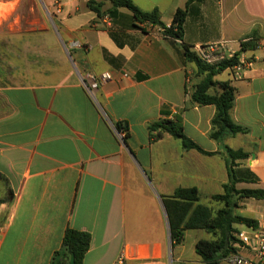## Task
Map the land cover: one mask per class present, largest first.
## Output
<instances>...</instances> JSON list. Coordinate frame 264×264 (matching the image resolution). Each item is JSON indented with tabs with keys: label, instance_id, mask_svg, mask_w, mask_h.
I'll list each match as a JSON object with an SVG mask.
<instances>
[{
	"label": "crops",
	"instance_id": "crops-1",
	"mask_svg": "<svg viewBox=\"0 0 264 264\" xmlns=\"http://www.w3.org/2000/svg\"><path fill=\"white\" fill-rule=\"evenodd\" d=\"M25 1L0 0V197L13 192L0 206V264H55L68 228L91 235L82 264H111L121 252L128 264H201L195 244L209 238L202 229L187 230L170 256L162 196L196 187L206 204L222 193L225 145L248 153L239 167L257 178L238 187H264V0H132L144 11L157 8L167 26L177 9L186 11L181 39L141 29L129 9L111 8L109 0H95L103 1L101 14L91 0H45L59 57L36 73L18 59L16 14ZM253 38L256 48L241 53L256 58L250 78L234 80L228 70L215 76L234 88L231 117L245 129L218 141L211 136L215 105L197 104L186 85L195 65L183 47L228 40L238 52ZM78 72H110L112 79L94 101ZM8 73L23 80L6 82ZM176 116L185 134L213 154L185 149L169 133L150 137V123ZM118 122L127 124L124 141ZM255 202L264 211V200ZM254 219L263 225L264 213ZM220 264L233 263L228 257Z\"/></svg>",
	"mask_w": 264,
	"mask_h": 264
},
{
	"label": "trees",
	"instance_id": "trees-1",
	"mask_svg": "<svg viewBox=\"0 0 264 264\" xmlns=\"http://www.w3.org/2000/svg\"><path fill=\"white\" fill-rule=\"evenodd\" d=\"M109 1L111 8L125 7L129 9L133 13L136 26L141 29H145L141 23L148 21L152 25L164 27L165 34L168 36L182 38L186 11L177 9L172 24L167 27L161 21L157 8L144 11L132 0ZM102 4L103 1L91 0L88 2L89 7L98 14H101ZM256 46L255 38L243 42L234 57L225 59L216 65L204 63L189 46L184 45L183 47L186 61L195 65L192 99L199 105L213 104L216 107V113L211 120V136L218 141L223 140L226 136L244 132L245 129L237 125L231 117L235 98L234 88L228 81L216 80L215 76L237 63L242 52L254 49ZM211 90H213L212 93ZM116 127L119 130L127 131L125 122H118ZM148 128L150 137L154 140L161 138L164 133H169L180 139L185 149H196L204 154H213V152L202 149L185 134L181 120L177 116L174 119L160 118L150 123ZM225 152L228 181L223 185L222 193L211 195V198L220 202L222 207L214 211L210 206L202 203L199 190L196 187L179 188L172 195L162 196L168 216L172 248L181 244L187 230L202 229L211 235L209 238H200L195 244V251L201 258V264H220L222 260L238 252V240L235 235L237 225L254 227L259 225L257 219L241 215L238 209L242 199L264 200V187L239 188L238 183L240 182L257 181L256 176L252 175L249 169L239 167L238 160L245 159L249 155L242 150H234L228 145H225ZM12 198L11 190L6 198L0 197V206L6 202L10 203ZM90 241V233L68 228L64 234L61 248L56 251L54 263L69 264L70 256L73 254L75 264H82L90 247ZM174 264L186 263L176 262Z\"/></svg>",
	"mask_w": 264,
	"mask_h": 264
},
{
	"label": "built area",
	"instance_id": "built-area-1",
	"mask_svg": "<svg viewBox=\"0 0 264 264\" xmlns=\"http://www.w3.org/2000/svg\"><path fill=\"white\" fill-rule=\"evenodd\" d=\"M145 29H153L162 35L165 34V28L157 25H152L146 21L141 23ZM167 27H170L168 25ZM177 39V38H176ZM243 40L242 42H246ZM74 45L80 46L75 42ZM196 55L206 64L216 65L225 59L232 58L237 51L229 46L228 40L208 43L206 45H196L191 49ZM256 58L252 56H239V60L233 66L228 67V71L232 74L234 80L250 78V74L255 70ZM80 81L86 89L88 95L96 101V91L104 82L112 79L110 72H103L101 74L87 73L82 74L78 72ZM194 73L193 70H188L186 73V85L192 90L194 89ZM116 134L120 140L124 141L125 131L119 130L117 127ZM237 237V246L239 249L246 248L253 251V256L249 257L241 252L233 253L229 256L233 264H264V224L258 226H244V228L235 232ZM111 264H128L127 256L121 252Z\"/></svg>",
	"mask_w": 264,
	"mask_h": 264
},
{
	"label": "rangeland",
	"instance_id": "rangeland-1",
	"mask_svg": "<svg viewBox=\"0 0 264 264\" xmlns=\"http://www.w3.org/2000/svg\"><path fill=\"white\" fill-rule=\"evenodd\" d=\"M43 1L44 3L40 0H34L31 3L30 0H27V2L25 1L24 4L18 8L16 14L18 17L17 30L20 37L19 63H25V65L26 63L31 64L35 73L50 68V65H52L54 61L56 62V59L59 57L57 48V25L54 22L53 13L48 8L45 0ZM3 13H6V9L1 11V14ZM56 55H58V57ZM227 73V71L221 72V77H227ZM11 75L9 74V76L5 77L6 82H20L23 80L20 73L17 77ZM255 201L256 200L254 199L249 202L240 203V209L244 210L243 213L247 217H259L262 212L264 213L263 208H260V212L256 210L257 207H255V205L257 202ZM203 202L210 206L214 211L222 207L220 202L213 199ZM240 209L238 212H241ZM192 237V234H190L189 240H191ZM208 237H211V235L208 234ZM173 252L174 249L170 245V256Z\"/></svg>",
	"mask_w": 264,
	"mask_h": 264
},
{
	"label": "water",
	"instance_id": "water-1",
	"mask_svg": "<svg viewBox=\"0 0 264 264\" xmlns=\"http://www.w3.org/2000/svg\"><path fill=\"white\" fill-rule=\"evenodd\" d=\"M40 1H41L42 3H44L43 0H40ZM69 264H75V256H74L73 254L70 256Z\"/></svg>",
	"mask_w": 264,
	"mask_h": 264
}]
</instances>
